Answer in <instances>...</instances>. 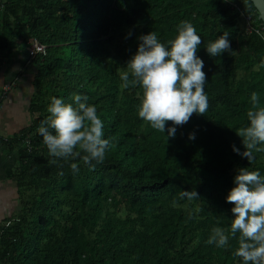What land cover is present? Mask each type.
I'll return each instance as SVG.
<instances>
[{
    "label": "trees",
    "instance_id": "1",
    "mask_svg": "<svg viewBox=\"0 0 264 264\" xmlns=\"http://www.w3.org/2000/svg\"><path fill=\"white\" fill-rule=\"evenodd\" d=\"M246 14L258 19L250 0H0V68L33 39L47 48L31 57L33 120L14 142L20 210L0 227V264H242L239 233L225 247L207 240L213 226L230 232L225 197L237 170L264 174V152L249 161L232 150H244L235 131L248 123L250 93L264 104V40L245 35ZM181 20L201 36L209 107L167 139L138 116L142 87L122 88L120 73L140 35L167 41ZM224 31L231 51L210 57L205 47ZM73 93L96 106L111 141L94 167L79 148L67 160L50 156L37 132L50 97L72 103Z\"/></svg>",
    "mask_w": 264,
    "mask_h": 264
},
{
    "label": "clouds",
    "instance_id": "2",
    "mask_svg": "<svg viewBox=\"0 0 264 264\" xmlns=\"http://www.w3.org/2000/svg\"><path fill=\"white\" fill-rule=\"evenodd\" d=\"M256 34L264 40V32L257 30ZM127 36H131V32ZM138 40L135 53L126 62L130 71L120 73L121 87H142L138 116L152 128L166 132L167 139L174 138L178 125L186 123L193 113L203 114L209 107L204 60L197 55L201 36L191 21L181 20L172 39L161 41L155 31H149ZM205 50L210 57L231 51L229 33L224 31L217 35ZM259 64L264 66V59ZM50 101L49 115L37 127L50 156L67 160L80 156L76 151L79 148L85 153L81 159L90 166H95L93 161H103L111 141L104 136L103 121L96 106L88 102V96L73 93L72 103L57 96L50 97ZM250 101L248 123L235 131L242 138L244 150L232 145L234 152L249 161L255 158L254 153L264 152V104L260 93L252 91ZM167 121L172 123L166 128ZM188 139L194 140L195 132H190ZM56 162V159L51 161ZM70 168L74 173L79 171L75 162L70 163ZM233 185L225 197L233 205L230 232L213 226L207 243L225 247L229 236L239 233L233 255L239 257L242 264H264V174L259 169L239 168ZM181 196L191 200L197 193L182 190Z\"/></svg>",
    "mask_w": 264,
    "mask_h": 264
},
{
    "label": "crops",
    "instance_id": "3",
    "mask_svg": "<svg viewBox=\"0 0 264 264\" xmlns=\"http://www.w3.org/2000/svg\"><path fill=\"white\" fill-rule=\"evenodd\" d=\"M29 47L15 48L0 68V92L8 88L0 108V227L20 208L19 184L14 176L19 153L14 142L33 120L34 70Z\"/></svg>",
    "mask_w": 264,
    "mask_h": 264
},
{
    "label": "built area",
    "instance_id": "4",
    "mask_svg": "<svg viewBox=\"0 0 264 264\" xmlns=\"http://www.w3.org/2000/svg\"><path fill=\"white\" fill-rule=\"evenodd\" d=\"M235 5V4H234ZM244 20V33L245 35L249 36L251 34H256L257 30H260L264 32V23L258 18H254L252 15H244L243 16ZM257 22V23H256ZM47 53V48L45 45L41 44L37 40L33 39L30 43L29 47V55L30 57H35L36 55H46ZM8 91V88L5 87L2 92H0V108L3 103V99L6 96ZM25 145L26 147L30 148V139L27 138L25 140Z\"/></svg>",
    "mask_w": 264,
    "mask_h": 264
},
{
    "label": "water",
    "instance_id": "5",
    "mask_svg": "<svg viewBox=\"0 0 264 264\" xmlns=\"http://www.w3.org/2000/svg\"><path fill=\"white\" fill-rule=\"evenodd\" d=\"M258 12V18L264 23V0H250Z\"/></svg>",
    "mask_w": 264,
    "mask_h": 264
},
{
    "label": "rangeland",
    "instance_id": "6",
    "mask_svg": "<svg viewBox=\"0 0 264 264\" xmlns=\"http://www.w3.org/2000/svg\"><path fill=\"white\" fill-rule=\"evenodd\" d=\"M243 22H242V24L244 25V20H242ZM19 210H20V208H19ZM19 210L18 211H16V213L13 215V217H16L17 215H18V213H19ZM12 218V217H11Z\"/></svg>",
    "mask_w": 264,
    "mask_h": 264
},
{
    "label": "bare ground",
    "instance_id": "7",
    "mask_svg": "<svg viewBox=\"0 0 264 264\" xmlns=\"http://www.w3.org/2000/svg\"><path fill=\"white\" fill-rule=\"evenodd\" d=\"M244 8V7H243Z\"/></svg>",
    "mask_w": 264,
    "mask_h": 264
}]
</instances>
